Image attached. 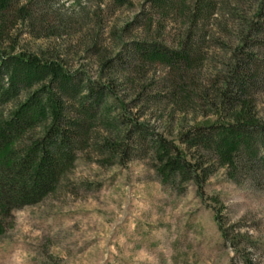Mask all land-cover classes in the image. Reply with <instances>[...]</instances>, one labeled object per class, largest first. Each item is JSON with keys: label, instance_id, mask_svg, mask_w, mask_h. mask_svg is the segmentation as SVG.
<instances>
[{"label": "rangeland", "instance_id": "1", "mask_svg": "<svg viewBox=\"0 0 264 264\" xmlns=\"http://www.w3.org/2000/svg\"><path fill=\"white\" fill-rule=\"evenodd\" d=\"M28 1L38 10L33 26L12 29L18 49L61 53L91 79L100 77L101 56L112 64L122 56L118 94L125 103L135 101L133 111L140 109V118L168 137L182 124L211 119L193 107L196 96L187 102L172 94L178 72L123 56L125 44L146 35L176 44L184 18L161 29L156 20H145L144 0L19 3ZM239 1L218 0L200 68L193 71L195 84L222 66L225 55L215 44L228 36ZM256 100L264 121V91ZM105 157L92 146L78 151L52 192L12 211L0 233V264H244L246 257L264 264V187L255 177L233 179L219 168L201 198L189 182L181 191L162 183L149 157L124 164Z\"/></svg>", "mask_w": 264, "mask_h": 264}, {"label": "trees", "instance_id": "2", "mask_svg": "<svg viewBox=\"0 0 264 264\" xmlns=\"http://www.w3.org/2000/svg\"><path fill=\"white\" fill-rule=\"evenodd\" d=\"M239 2L227 39L215 44L225 55L222 66L195 84L218 0H144L145 20L165 29L184 18L183 30L174 45L151 35L132 39L123 56L178 72L172 94L187 102L196 96L193 107L211 116L168 137L142 120L140 109L133 111L135 101L118 94L122 56L116 64L101 56L100 77L91 79L61 53L18 49L12 29L33 26L36 3L0 0V233L14 209L52 192L76 153L91 146L120 164L149 157L162 183L181 191L189 182L201 198L208 178L223 167L233 179L252 176L264 187V121L256 100L264 91V0Z\"/></svg>", "mask_w": 264, "mask_h": 264}]
</instances>
